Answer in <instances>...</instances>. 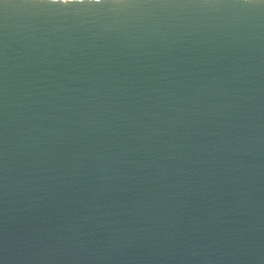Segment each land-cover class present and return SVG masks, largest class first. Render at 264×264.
<instances>
[{
	"label": "water",
	"instance_id": "1",
	"mask_svg": "<svg viewBox=\"0 0 264 264\" xmlns=\"http://www.w3.org/2000/svg\"><path fill=\"white\" fill-rule=\"evenodd\" d=\"M0 264H264V0H0Z\"/></svg>",
	"mask_w": 264,
	"mask_h": 264
},
{
	"label": "clouds",
	"instance_id": "2",
	"mask_svg": "<svg viewBox=\"0 0 264 264\" xmlns=\"http://www.w3.org/2000/svg\"><path fill=\"white\" fill-rule=\"evenodd\" d=\"M65 2H67V0H65Z\"/></svg>",
	"mask_w": 264,
	"mask_h": 264
}]
</instances>
